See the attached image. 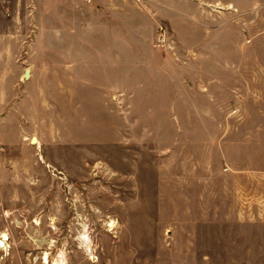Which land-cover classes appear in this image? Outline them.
Segmentation results:
<instances>
[{
  "label": "rangeland",
  "instance_id": "obj_1",
  "mask_svg": "<svg viewBox=\"0 0 264 264\" xmlns=\"http://www.w3.org/2000/svg\"><path fill=\"white\" fill-rule=\"evenodd\" d=\"M120 1L158 27L119 67L69 62L63 22L32 52L33 7L0 3V264H256L264 0Z\"/></svg>",
  "mask_w": 264,
  "mask_h": 264
},
{
  "label": "crops",
  "instance_id": "obj_2",
  "mask_svg": "<svg viewBox=\"0 0 264 264\" xmlns=\"http://www.w3.org/2000/svg\"><path fill=\"white\" fill-rule=\"evenodd\" d=\"M6 1L0 0V3ZM25 2L28 6L33 7V12L36 13L33 30L35 43L46 42L45 48L42 49L33 45L32 52L48 57L54 56L56 25L63 22L65 28L68 25L69 44L76 46L79 51L76 61L72 60L71 54H68L71 59L69 62L73 64L77 62L79 67H119L120 42L121 44L126 42V46L135 49L136 46L142 45L144 40L152 39L158 27L157 19L153 22L145 21L142 13H139L134 6H130L128 9L126 3H121L120 0H93L91 3H88L87 0H25ZM135 3L137 6L139 5L136 1ZM75 10L77 13L74 12ZM88 10L95 15L93 23L96 50L93 59L83 49L88 45L86 43L88 41V29L86 28V22L89 20ZM44 13L47 16L46 31L43 30L39 18ZM74 14L78 16V22L72 21ZM75 40H77L76 43ZM131 54L139 56V52L133 51ZM149 62L151 63L150 59ZM259 260L256 261V264H264V259Z\"/></svg>",
  "mask_w": 264,
  "mask_h": 264
},
{
  "label": "built area",
  "instance_id": "obj_3",
  "mask_svg": "<svg viewBox=\"0 0 264 264\" xmlns=\"http://www.w3.org/2000/svg\"><path fill=\"white\" fill-rule=\"evenodd\" d=\"M93 0H87L88 3H91ZM165 36L164 35H161L160 38H159V43L160 45H164L165 42H166V37L164 38Z\"/></svg>",
  "mask_w": 264,
  "mask_h": 264
},
{
  "label": "bare ground",
  "instance_id": "obj_4",
  "mask_svg": "<svg viewBox=\"0 0 264 264\" xmlns=\"http://www.w3.org/2000/svg\"><path fill=\"white\" fill-rule=\"evenodd\" d=\"M30 75H31V73H30ZM25 79H26V78H25ZM36 142H38V138H37V137H34V138H33V143H36ZM0 244L4 246V240H3ZM45 258H46V260H47V257H45Z\"/></svg>",
  "mask_w": 264,
  "mask_h": 264
},
{
  "label": "water",
  "instance_id": "obj_5",
  "mask_svg": "<svg viewBox=\"0 0 264 264\" xmlns=\"http://www.w3.org/2000/svg\"><path fill=\"white\" fill-rule=\"evenodd\" d=\"M30 77V69H27L24 74V78L28 79Z\"/></svg>",
  "mask_w": 264,
  "mask_h": 264
}]
</instances>
